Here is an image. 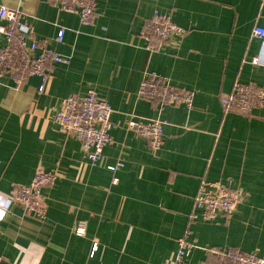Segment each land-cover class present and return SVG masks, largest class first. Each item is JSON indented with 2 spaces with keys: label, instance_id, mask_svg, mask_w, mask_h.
Here are the masks:
<instances>
[{
  "label": "crops",
  "instance_id": "0c3cea01",
  "mask_svg": "<svg viewBox=\"0 0 264 264\" xmlns=\"http://www.w3.org/2000/svg\"><path fill=\"white\" fill-rule=\"evenodd\" d=\"M96 1L86 27L47 0H0L23 12L38 40L71 57L52 66L43 90L39 77L20 88L0 80V264H173L203 179L232 182L243 200L233 216L193 225L198 248L187 264H215L205 249L264 259V109L246 117L224 114L220 103L237 78L264 89V38L252 36L264 29V0ZM155 12L185 34L151 53L139 35ZM59 26L68 29L63 44L53 42ZM145 71L195 93L192 110L164 109L158 151L126 129L131 118L159 115L157 103L139 96ZM89 90L113 109L114 143L98 167L84 163L80 141L54 122L61 99ZM119 161L124 166L111 171ZM39 168L59 174L42 191L45 219L8 197L12 184H30ZM80 225L84 235L76 234Z\"/></svg>",
  "mask_w": 264,
  "mask_h": 264
},
{
  "label": "built area",
  "instance_id": "2783aa9c",
  "mask_svg": "<svg viewBox=\"0 0 264 264\" xmlns=\"http://www.w3.org/2000/svg\"><path fill=\"white\" fill-rule=\"evenodd\" d=\"M47 2L59 11L78 16L82 26H91L97 15L96 0H47ZM0 21L3 23L0 26V33L5 40L4 45L0 47V80L8 78L16 88H20L31 78L39 77L43 90L51 79L50 69L53 65L71 63V57L51 48L50 41L37 39L34 28L24 22V14L19 9L0 6ZM67 30L65 26H59L53 42L63 44ZM184 34L185 30L175 23L170 15L155 12L146 21L139 37L144 41L146 49L153 53L164 50L170 46L174 37L182 38ZM252 36L263 39L264 29L255 27ZM253 63L257 64L258 59H254ZM139 96L157 103L159 115L146 120L131 118L126 124V129L146 141L153 151H158L164 143L165 121L161 118L164 109L167 106L181 105L188 111L192 110L195 93L172 85L163 75L145 71L139 87ZM220 103L224 114L238 113L251 117L255 110L264 109V89L243 83L237 78L231 91L220 96ZM112 115L113 109L110 104L100 99L96 91L89 90L84 95L61 99L54 115V122L64 134L80 141L84 163L98 167L104 162L105 148L114 143L111 135ZM123 166L124 163L119 161L109 169L115 172ZM58 178L57 171L39 168L30 184H12L8 197L19 205L25 214L45 219L47 199L42 191L44 188L53 187ZM242 200V195L232 187V182L203 179L194 198L193 209L187 218L184 233L177 239L173 264H187L192 252L198 248L191 240L194 224L200 221L212 222L219 216L231 217ZM3 216L4 211L0 213V219ZM76 234L84 235L85 227L78 226ZM96 247L97 245L94 246V251ZM205 252L216 257L215 264H264V259L257 253L245 252L239 248L225 251L205 249Z\"/></svg>",
  "mask_w": 264,
  "mask_h": 264
},
{
  "label": "trees",
  "instance_id": "16d2710c",
  "mask_svg": "<svg viewBox=\"0 0 264 264\" xmlns=\"http://www.w3.org/2000/svg\"><path fill=\"white\" fill-rule=\"evenodd\" d=\"M149 18H150V17H149ZM149 18H148V19H149ZM148 19H147V20H148ZM147 20H146V21H147ZM145 23H146V22H145ZM144 25H145V24H144ZM143 27H144V26H143ZM56 65H59V64H56ZM51 69H52V68H51ZM51 69H50V72H51ZM222 109H223V108H222ZM232 216H233V215H232ZM220 217H222V216H220ZM223 218H224V216H223ZM225 218L227 219V218H229V217H225ZM208 223H209V222H208Z\"/></svg>",
  "mask_w": 264,
  "mask_h": 264
}]
</instances>
